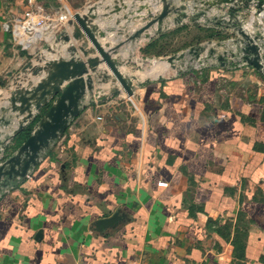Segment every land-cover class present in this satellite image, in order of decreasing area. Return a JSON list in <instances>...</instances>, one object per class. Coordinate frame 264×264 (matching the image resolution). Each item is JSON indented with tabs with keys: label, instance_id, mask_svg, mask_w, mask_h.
I'll use <instances>...</instances> for the list:
<instances>
[{
	"label": "crops",
	"instance_id": "0c3cea01",
	"mask_svg": "<svg viewBox=\"0 0 264 264\" xmlns=\"http://www.w3.org/2000/svg\"><path fill=\"white\" fill-rule=\"evenodd\" d=\"M161 7L159 0H0V99L35 55L13 45L5 21L29 9L91 11L106 33L99 41L113 46ZM175 18L161 34L154 27L119 50L133 97L108 98L114 87L97 82L86 100L93 108L84 104L26 179L0 187V264H264V72L233 55L238 35L217 51L223 61L195 71L176 62L163 78L161 61L138 76L123 70L134 50L194 28ZM72 32L64 25L58 33V54L78 47L63 41ZM115 213L116 227L98 232L94 224Z\"/></svg>",
	"mask_w": 264,
	"mask_h": 264
},
{
	"label": "water",
	"instance_id": "95a60500",
	"mask_svg": "<svg viewBox=\"0 0 264 264\" xmlns=\"http://www.w3.org/2000/svg\"><path fill=\"white\" fill-rule=\"evenodd\" d=\"M161 11L140 29L127 35L122 42L111 46L106 33L100 31L93 23L91 11L87 14L76 13L69 26L73 29L70 37L63 38L65 43L71 40L78 44L66 47L63 54H57L53 48L49 52H36L6 87V96L0 99V187L7 188L17 180L26 179L31 169L37 167L42 155L53 143L64 136L70 123L77 119L86 105L87 95L92 94L96 83L106 85L109 81L118 86L114 96L124 93L131 98L135 93L133 78L125 75L121 68L123 61L117 57L119 50L128 43L143 38L144 34L154 29L155 34L162 32L164 22L175 15L174 22L220 24L219 17L209 18L206 12L188 13L179 0H159ZM231 0L207 1L202 3L209 7L230 4ZM261 6L262 4H258ZM234 29L240 37L239 45L246 63L260 71L259 37H251L243 30L242 22L236 15L230 14ZM147 37V35H146ZM204 49L191 48L190 55L199 61ZM95 57H91V56ZM185 54L166 59V63L175 69L176 62L184 61ZM223 61V56L217 58ZM104 66V68L102 67ZM103 68V69H101ZM85 104V105H84ZM33 130L22 143L17 138L29 126ZM11 128L10 133H3ZM63 170V167H62ZM121 220L115 213L107 219L98 220L94 226L98 232L114 228Z\"/></svg>",
	"mask_w": 264,
	"mask_h": 264
},
{
	"label": "built area",
	"instance_id": "2783aa9c",
	"mask_svg": "<svg viewBox=\"0 0 264 264\" xmlns=\"http://www.w3.org/2000/svg\"><path fill=\"white\" fill-rule=\"evenodd\" d=\"M258 4L260 3L250 2L245 5L247 7H244L238 2L223 4L222 7L224 8V13L221 12L216 17L223 19L219 25L226 24L235 31L233 25L234 21L229 18L230 14H234L238 20L242 22L243 30L246 33L251 37H259L256 43L259 47L260 63L262 65L260 71L264 72V5L259 6ZM185 6L188 9V13L195 14L202 12L203 10H201V8L204 5L202 6L200 4L197 6L195 4V6L189 7L187 4ZM243 9L244 11H241ZM203 12H206L209 18L215 16L210 15L208 11ZM73 15L74 14L67 8L62 9L59 12H49L43 8L29 9L24 13L22 18L13 17L2 23V30L10 36L15 47L31 56L36 48L40 51L42 46H50V44L57 39V35L62 27L64 25H69V22L73 20ZM244 16H248V18L251 17L248 25L244 24V21L246 20ZM254 20H257L256 24L253 23ZM253 30L257 32L255 33ZM235 33L237 34L236 31ZM238 38L240 39L239 36ZM236 45L239 51L238 53H233V55H237L239 60L241 58L246 65L247 63L244 60V54L240 50L242 45H239V41H236ZM42 51L45 52V50ZM202 65L204 64L201 63L196 68H199ZM100 99L101 96L98 95L93 100V103L98 106L100 104ZM159 185L162 187L166 186L165 183H160Z\"/></svg>",
	"mask_w": 264,
	"mask_h": 264
},
{
	"label": "rangeland",
	"instance_id": "374dc122",
	"mask_svg": "<svg viewBox=\"0 0 264 264\" xmlns=\"http://www.w3.org/2000/svg\"><path fill=\"white\" fill-rule=\"evenodd\" d=\"M180 1V0H179ZM190 1L187 3H184V5H189V7H193L192 1L195 0H185ZM204 2L207 1H217V0H201ZM245 1V0H244ZM259 2L258 0H254ZM183 2V1H182ZM261 3V2H260ZM183 4V3H182ZM264 5V3H261ZM181 5V4H180ZM223 4H220L218 6L211 7L208 10V13L210 15L218 16L221 12L224 13V8L222 7ZM237 12V11H236ZM245 21L244 24L250 23V18L248 16H244ZM254 17V16H253ZM257 20H254V24H256ZM212 26H209L208 23H197L194 24V28L190 29L187 26H181L178 28L177 32L173 35H169L166 37H163L162 40L157 42V44L154 46H142V49L130 53V60L131 63H129L127 66H124V71L127 74L136 75L140 72L145 71V68H150L153 66L155 62L161 61L163 65V72L162 75L163 78H168V73L170 71L169 65L165 62L167 58L170 56H179L181 54H185L184 61L180 62V64H184V66H181L183 70L191 69L192 71H195L196 67L198 65L207 64L208 61L217 64L219 61L217 60L218 57H220L219 53L217 51L221 50L223 45L228 44V46H231L227 41L230 40V38L234 37L235 31L232 29H229V34L225 31L224 27L222 25L217 24H211ZM246 26V25H245ZM58 38L53 41V43L48 45H44L41 47L40 51L39 49H35L32 54H35L36 52H44L42 50H47L48 48H53L57 54H58ZM202 48L204 49L200 53V59L199 61L195 59L194 55H190L188 52L191 48ZM212 50V51H211ZM184 51H187L186 53H182ZM149 80V79H146ZM145 81V79H144ZM109 85L111 87L113 86L114 89H110L107 92L108 98H113V92L116 91L117 86L113 85L109 81ZM134 101V100H133ZM118 106L122 108H127L125 104L121 103V99L117 101ZM136 103V102H135ZM135 103L129 104V108L131 111L135 110ZM86 104L89 108H93L89 101ZM127 104V105H128ZM100 111H106L103 109H100Z\"/></svg>",
	"mask_w": 264,
	"mask_h": 264
},
{
	"label": "trees",
	"instance_id": "16d2710c",
	"mask_svg": "<svg viewBox=\"0 0 264 264\" xmlns=\"http://www.w3.org/2000/svg\"><path fill=\"white\" fill-rule=\"evenodd\" d=\"M245 1H249V0H245ZM258 1L264 3V0H258ZM32 130H33V125L29 126L22 134L18 136L17 143L19 144L25 141V139L29 136Z\"/></svg>",
	"mask_w": 264,
	"mask_h": 264
}]
</instances>
